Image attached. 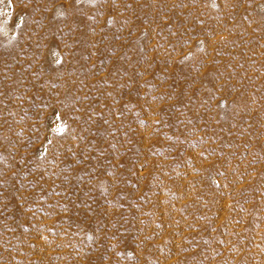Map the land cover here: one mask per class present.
Returning <instances> with one entry per match:
<instances>
[{
    "label": "rangeland",
    "instance_id": "1",
    "mask_svg": "<svg viewBox=\"0 0 264 264\" xmlns=\"http://www.w3.org/2000/svg\"><path fill=\"white\" fill-rule=\"evenodd\" d=\"M0 264H264V0H0Z\"/></svg>",
    "mask_w": 264,
    "mask_h": 264
}]
</instances>
